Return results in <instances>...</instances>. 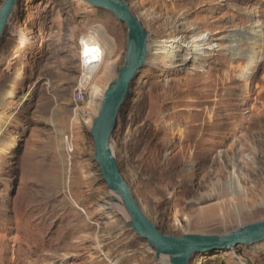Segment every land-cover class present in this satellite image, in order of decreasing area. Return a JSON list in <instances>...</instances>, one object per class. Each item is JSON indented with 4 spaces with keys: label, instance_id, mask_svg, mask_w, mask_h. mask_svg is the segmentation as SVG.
<instances>
[{
    "label": "rangeland",
    "instance_id": "rangeland-1",
    "mask_svg": "<svg viewBox=\"0 0 264 264\" xmlns=\"http://www.w3.org/2000/svg\"><path fill=\"white\" fill-rule=\"evenodd\" d=\"M125 2L150 47L207 32L213 47L178 68L182 54L168 67L161 50L136 81L112 138L136 200L177 237L264 221V0ZM12 26L0 45V104L17 85L0 106V264H163L94 161L91 130L126 62L127 27L84 0H22ZM86 42L101 51L87 66ZM215 256L198 264H264V244Z\"/></svg>",
    "mask_w": 264,
    "mask_h": 264
},
{
    "label": "water",
    "instance_id": "water-1",
    "mask_svg": "<svg viewBox=\"0 0 264 264\" xmlns=\"http://www.w3.org/2000/svg\"><path fill=\"white\" fill-rule=\"evenodd\" d=\"M22 0H4L0 9V45L12 26ZM91 7L111 13L128 29L127 56L118 79L108 89L91 137L94 161L107 189L121 197L130 230L154 250L163 264H191L197 258H210L243 247L254 250L264 243V221L240 227L224 235H166L150 220L122 175L112 149V138L133 89L149 57L150 34L125 0H84ZM115 202L119 200L114 198Z\"/></svg>",
    "mask_w": 264,
    "mask_h": 264
},
{
    "label": "bare ground",
    "instance_id": "bare-ground-1",
    "mask_svg": "<svg viewBox=\"0 0 264 264\" xmlns=\"http://www.w3.org/2000/svg\"><path fill=\"white\" fill-rule=\"evenodd\" d=\"M13 28H14V25L12 26V29ZM209 34L210 33L207 32V33H205L203 35L194 37L193 41H191L190 44L185 42L180 37H177V38H174V39H172L170 41H167V45L163 44L161 46H158L155 43L153 45V47L152 46L150 47L149 57H148V61L146 63V66H150L149 64L153 60L152 56L156 55L161 50L166 49L167 50L166 51L167 52V56H165V57H167V58L165 60H167V61H165L164 64L167 65L168 67H173V65H174L173 62L176 59H178L177 56H178L179 53H181L182 54L181 62L177 63V66H176L177 68L181 67L183 65V63L188 59V56L191 57V58L202 56V54H203V52L205 50H209L212 47V44L210 43V40H209ZM93 43H91V42L84 43L85 51H86V54H87V60H89V63L97 62L98 57H99V55L101 53L99 47L97 45L93 44ZM215 47H218V46H215ZM19 80H20L19 83H17L18 85H20L22 83V79H19ZM12 87H13L12 90L3 98L0 106H4L5 103L7 102V100H9L12 97H15V89H16L17 85H13ZM110 195H111V197L113 199L117 198L119 200L118 202L120 204H122L121 197L119 195H116L115 193H112ZM121 208L122 207H120V206H118L116 204H112V203H111V205L109 207V209H116L119 212L122 211L123 214H125L124 210H122ZM109 216L111 218H113L114 215L111 213V214H109ZM125 220H126L125 224L127 225L128 224V220H127L126 217H125ZM262 244H264V243H262ZM262 244L258 245V247H260ZM198 262H199V259L196 260L195 264H198Z\"/></svg>",
    "mask_w": 264,
    "mask_h": 264
},
{
    "label": "built area",
    "instance_id": "built-area-1",
    "mask_svg": "<svg viewBox=\"0 0 264 264\" xmlns=\"http://www.w3.org/2000/svg\"><path fill=\"white\" fill-rule=\"evenodd\" d=\"M83 61H84L85 66H87L88 64H91V63H89V60H87V59H83ZM85 99H86V92L82 89H79L76 96H75V106L77 109H80V106L84 103ZM217 256H215L213 258L215 259V258H217ZM195 262L196 261H193L191 264H195Z\"/></svg>",
    "mask_w": 264,
    "mask_h": 264
},
{
    "label": "crops",
    "instance_id": "crops-1",
    "mask_svg": "<svg viewBox=\"0 0 264 264\" xmlns=\"http://www.w3.org/2000/svg\"><path fill=\"white\" fill-rule=\"evenodd\" d=\"M263 249V248H262ZM263 255V254H262ZM222 257V256H221ZM241 260V259H240ZM251 261V264H255L256 263V260H250ZM219 264H237V262L236 261H233V260H229V261H227V260H222L221 258H220V262H219Z\"/></svg>",
    "mask_w": 264,
    "mask_h": 264
},
{
    "label": "trees",
    "instance_id": "trees-1",
    "mask_svg": "<svg viewBox=\"0 0 264 264\" xmlns=\"http://www.w3.org/2000/svg\"><path fill=\"white\" fill-rule=\"evenodd\" d=\"M220 256V255H219Z\"/></svg>",
    "mask_w": 264,
    "mask_h": 264
}]
</instances>
